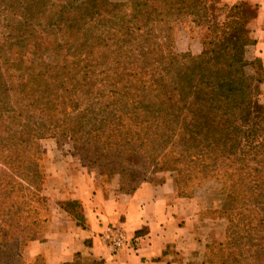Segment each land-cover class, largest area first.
Returning <instances> with one entry per match:
<instances>
[{
    "label": "trees",
    "instance_id": "trees-1",
    "mask_svg": "<svg viewBox=\"0 0 264 264\" xmlns=\"http://www.w3.org/2000/svg\"><path fill=\"white\" fill-rule=\"evenodd\" d=\"M256 12L247 0H0V264L45 238V137L124 193L163 170L180 193L181 180L218 178L220 214L255 210L264 226V104L246 55ZM180 23L199 54L176 50ZM78 257L64 264L102 263Z\"/></svg>",
    "mask_w": 264,
    "mask_h": 264
},
{
    "label": "crops",
    "instance_id": "crops-1",
    "mask_svg": "<svg viewBox=\"0 0 264 264\" xmlns=\"http://www.w3.org/2000/svg\"><path fill=\"white\" fill-rule=\"evenodd\" d=\"M247 1L257 7L249 23L254 39L250 53L264 78V0ZM195 46L201 48L199 38L188 35L180 50L196 52ZM259 88L264 104V79ZM48 170L44 185L51 203L47 231L43 240L32 241L28 248L32 254L45 255L50 264L73 262L78 255L85 263L101 260V264H187L203 256L207 242L190 211L195 199L179 196L171 175L124 193L118 176L104 185L100 175L72 168L68 162H51ZM111 226L121 227L127 236L117 251L108 246L105 236Z\"/></svg>",
    "mask_w": 264,
    "mask_h": 264
},
{
    "label": "rangeland",
    "instance_id": "rangeland-1",
    "mask_svg": "<svg viewBox=\"0 0 264 264\" xmlns=\"http://www.w3.org/2000/svg\"><path fill=\"white\" fill-rule=\"evenodd\" d=\"M222 2L226 1L222 0ZM193 30V28H190L189 23L176 25L175 43L177 51L184 52L180 48L186 46L188 35L191 37L190 31L193 32ZM195 49H197L196 52H191L199 54L202 51V45L201 48L195 46ZM250 50L251 46L248 47L246 55L248 59L253 60ZM247 71L255 76L256 80H258V85L264 79L257 60L247 67ZM40 145L41 158L45 166L46 176L50 174L48 168L51 162H68L72 168L98 175L89 166L87 161L75 154L76 150L72 149L70 143L60 144L54 137H45L41 139ZM161 175H170V172L166 170L151 172L147 176L149 180L154 179L156 182H161L164 179V176ZM194 176V179L186 184L181 180V183H179L181 193L177 189L176 192L179 196L194 197L195 200L190 206V211L196 216H192V219L197 225H200V235L204 241L207 244H213V248L210 249L206 244L201 259L187 261V264H223V262L226 264H264V226L258 220L259 213L255 210H249L244 216L237 214L233 218L230 214L229 216L220 214L219 208L221 207L222 198H220L219 194L223 186L222 181L210 176L205 178L202 175ZM47 203L48 206L51 204L48 196ZM59 204L63 207L69 206L68 202H59ZM230 226H232V229H229ZM228 237L231 239L229 243ZM255 240L262 243V245H254L252 242ZM219 242H225V244L221 246L218 244ZM239 244L245 246L243 247L242 254L235 249L239 248ZM28 247L29 245L21 247L19 257L17 255L15 257L10 255L8 259L5 258L4 264H35L37 258H40L43 264H50L45 255L32 254ZM11 251L12 249L9 248V253ZM206 256H208L209 261L206 259Z\"/></svg>",
    "mask_w": 264,
    "mask_h": 264
},
{
    "label": "built area",
    "instance_id": "built-area-1",
    "mask_svg": "<svg viewBox=\"0 0 264 264\" xmlns=\"http://www.w3.org/2000/svg\"><path fill=\"white\" fill-rule=\"evenodd\" d=\"M105 236L108 242V246H110L114 251L123 248V246L127 242V236L124 230L119 226L109 227L107 232L105 233Z\"/></svg>",
    "mask_w": 264,
    "mask_h": 264
}]
</instances>
